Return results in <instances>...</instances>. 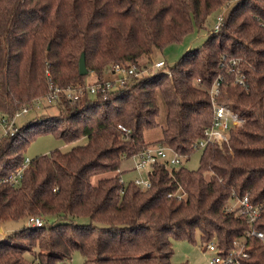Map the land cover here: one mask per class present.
<instances>
[{
    "label": "trees",
    "instance_id": "16d2710c",
    "mask_svg": "<svg viewBox=\"0 0 264 264\" xmlns=\"http://www.w3.org/2000/svg\"><path fill=\"white\" fill-rule=\"evenodd\" d=\"M228 0H0V110L12 115L43 98L50 85L84 86L82 51L96 81L112 62L141 66L155 48L204 28ZM264 0H236L217 30L185 50L171 65L130 75L120 86L57 102L55 114L25 122L0 139V174L26 157L37 134L52 132L66 142L30 158L21 181L0 184V225L40 216L0 239V264H61L78 250L82 264H186L174 262L171 238L214 239L225 248L250 227L231 197L247 194L259 206L252 226L264 232ZM239 59L243 85L221 64ZM223 96L244 118L221 148L194 146L212 120L208 87L217 78ZM220 77V78H219ZM166 105L162 137L144 139L158 124L156 92ZM50 105V104H49ZM121 124L125 127H118ZM162 143L183 156L178 165L152 164L150 185L124 179L121 164L144 146ZM200 149L196 168L183 159ZM116 173L101 177L102 172ZM86 216L87 222L78 217ZM245 264H264V239L249 237ZM30 251L33 259L24 253Z\"/></svg>",
    "mask_w": 264,
    "mask_h": 264
},
{
    "label": "built area",
    "instance_id": "2783aa9c",
    "mask_svg": "<svg viewBox=\"0 0 264 264\" xmlns=\"http://www.w3.org/2000/svg\"><path fill=\"white\" fill-rule=\"evenodd\" d=\"M216 19L213 30H217L224 22L225 15L218 14ZM238 62L239 59L235 57L229 58L222 55L221 64L226 66L228 71L234 73V82L236 84L243 85L246 82V75L237 65ZM164 64L165 61L159 59L153 62L151 66L158 69ZM111 68L116 73L117 77L115 79L104 78L103 81L94 80L86 83L84 86L79 84L75 86H59L51 84L50 92L42 99L38 98L32 103L22 105L12 115H8L0 110V139L4 135H13L18 131L19 127L15 123L17 116L24 112L40 108L44 102L46 104H51L57 103L64 98L78 97L84 93H90L93 95L97 92H105L107 89L114 87L115 80L119 82L118 86H120L127 81L130 75L148 73L149 69L145 65L139 67L134 64L123 65L119 62H112ZM207 91L212 107V120L204 127L203 137L194 143V146L202 148L206 143L212 142L222 148L224 144L228 143L229 131L232 128L242 125L244 118L232 109L230 102L223 96L221 82L218 77L212 81ZM118 127L125 129L121 124H118ZM182 158L183 156L181 154L168 145L162 143L146 145L134 156V168L140 172V174L134 176L133 180L142 188H146L150 185V181L145 173L152 164L166 162L168 166L178 165ZM29 161L30 158L25 157L21 164H19L12 172L0 174V184H18L22 179L24 169ZM236 199L237 204L235 206H228V209L238 207V211L246 216V221L250 227L245 231V234L242 237L235 239L232 247L229 248L219 246L214 239L202 242V249L212 252L211 256L208 258L209 264H245L242 259L248 256V248L251 246L248 242L249 237L252 236L264 239V232L252 226L253 222L259 216V206L251 202L247 194H244L241 197H236ZM26 223L31 225H42L43 219L40 216H29L26 219Z\"/></svg>",
    "mask_w": 264,
    "mask_h": 264
},
{
    "label": "rangeland",
    "instance_id": "374dc122",
    "mask_svg": "<svg viewBox=\"0 0 264 264\" xmlns=\"http://www.w3.org/2000/svg\"><path fill=\"white\" fill-rule=\"evenodd\" d=\"M236 0H228L221 7L218 8L217 11L211 13L208 16L207 24L204 28L199 30L194 29V31L185 36V38L181 41H176L168 44L162 49L155 48L152 56L147 59L146 57L141 58V65H145L148 69V73H152L156 70V67L151 66L153 62L156 60L162 59L166 62L167 65L173 64L179 56L187 49L196 47L200 43L204 41V39L208 36V34L213 30V26L216 22V16L218 14L225 15L232 8ZM111 64L105 67V70L110 72L111 74ZM94 73L88 71L86 76V83L92 82L95 80V77L92 78ZM117 76L114 75L113 79ZM119 82L115 80L114 87H117ZM92 96V94L89 93ZM157 104L159 106V112L157 115L158 124L152 128L146 129L144 131V138L146 140H157L162 137V130L165 126V117H166V105L161 95V92L157 90L156 92ZM59 110L57 103L46 104L45 102L38 109L30 110L29 112H24L16 117L15 123L18 127L22 126L25 122L30 119L41 115V114H55ZM1 131V129H0ZM87 140L86 136H83L79 139H76L73 142H66L62 138L57 137L52 132H43L35 135L30 142L26 145L24 149V155L28 158H32L36 155L48 153L52 149L58 148L60 150L66 151L69 150L75 144H83ZM200 158V149L196 150L189 159H183L182 164H184L188 168H196L199 163ZM134 162V158H126L121 165V168L126 165H130ZM116 172H102L99 174H95L91 176V182L96 183L97 180L101 177L108 176L114 174ZM124 179H127L136 174L133 169L123 170L122 172ZM237 199L231 197L227 204L229 206H235L237 204ZM79 222H87L89 218L86 216H81L77 218ZM26 219L20 220H7L3 226V231H0V239L5 237L6 234L14 231L23 225H26ZM173 252L170 254V258L174 262H186V264H209L208 258L211 256V251H205L202 249V242L200 240L198 231L195 232L194 241H190L185 238H171ZM25 258L33 259V254L30 251L24 253ZM83 255L75 250L72 254L71 260L67 262H63L61 264H82Z\"/></svg>",
    "mask_w": 264,
    "mask_h": 264
},
{
    "label": "crops",
    "instance_id": "0c3cea01",
    "mask_svg": "<svg viewBox=\"0 0 264 264\" xmlns=\"http://www.w3.org/2000/svg\"><path fill=\"white\" fill-rule=\"evenodd\" d=\"M108 66V65H107ZM110 69H111V74H110V72L108 71H106L105 70V68H104V77L105 78H113V76L114 75H116V73L113 71V69L111 68V67H109ZM95 76H93L92 78H94ZM149 129V128H148ZM146 130V129H145ZM145 139V138H144ZM146 140V139H145ZM146 141H153V140H146ZM124 161V160H123ZM122 165V164H121ZM121 170H128V169H133L135 172H136V174L135 175H133V176H131V177H129V178H127V179H131V178H133L134 176H137L138 174H140V172H138L135 168H134V162L132 163V164H130V165H126L125 167H123V169L122 168H120ZM122 176H123V174H122ZM3 225L1 224L0 225V231L2 232L4 229H3V227H2Z\"/></svg>",
    "mask_w": 264,
    "mask_h": 264
},
{
    "label": "water",
    "instance_id": "95a60500",
    "mask_svg": "<svg viewBox=\"0 0 264 264\" xmlns=\"http://www.w3.org/2000/svg\"><path fill=\"white\" fill-rule=\"evenodd\" d=\"M78 68H79V73L81 75L87 74L88 73V68L85 63V55L84 51L81 52L79 59H78Z\"/></svg>",
    "mask_w": 264,
    "mask_h": 264
}]
</instances>
